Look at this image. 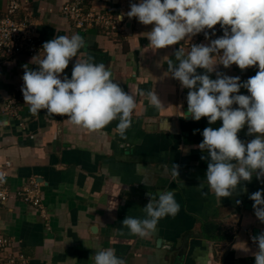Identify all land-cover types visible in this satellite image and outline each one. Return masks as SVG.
<instances>
[{"label": "crops", "instance_id": "1", "mask_svg": "<svg viewBox=\"0 0 264 264\" xmlns=\"http://www.w3.org/2000/svg\"><path fill=\"white\" fill-rule=\"evenodd\" d=\"M65 1L21 0L17 18H31L41 46L57 35L84 37L86 46L72 58L61 79L71 78L76 59L91 55L96 63H103L111 79L135 98L131 127L121 135L119 121L114 120L93 132L71 124L66 116L44 110L32 114L23 99L22 76L25 65L37 69L44 52L36 58L18 54L0 62V167L5 162L11 165L6 178L11 193L0 210V233L13 242L27 264H94L96 252L108 248L126 264H255L251 237L264 232V223L256 218L249 196L264 190V179L254 174L232 197L221 200L208 189V160L201 159L207 153L198 145L204 128H219L222 121L209 125L206 117L195 121L188 116V89L168 73L167 61H175L179 48L187 54L193 37L155 50L147 39L153 25L136 18H131L128 31L113 35L76 29L59 14ZM106 2L109 12L119 17L139 0ZM4 5L0 0V10ZM128 19L124 15L123 29ZM214 60L218 63L219 56ZM216 71L244 82L258 66L241 70L235 64L229 68L218 64ZM209 75L216 78L215 72ZM141 90L157 92L164 107L151 106ZM239 94L249 95L244 88ZM12 100L16 116L5 112ZM247 132L245 125L238 133L245 143L255 138ZM173 164L179 166L178 177L172 174ZM30 178L40 185L41 209L14 195V189ZM200 183L204 187L197 189ZM161 191L175 193L180 211L174 218L160 219L156 231L144 238L122 229L126 216L145 217L147 192Z\"/></svg>", "mask_w": 264, "mask_h": 264}, {"label": "clouds", "instance_id": "2", "mask_svg": "<svg viewBox=\"0 0 264 264\" xmlns=\"http://www.w3.org/2000/svg\"><path fill=\"white\" fill-rule=\"evenodd\" d=\"M124 15L143 25H153L147 39L155 50L204 33L208 44H192L187 54L179 48L174 53L175 61L169 59L167 64L171 77L188 89L187 115L195 121L206 117L209 125L222 121L219 128H204L203 141L198 145L207 153L201 159L208 160L205 179L208 189L221 200L232 197L238 186L243 181L250 182L254 174L258 180L264 179V0H139L131 3L130 11L120 15L119 20ZM217 24L224 34L211 39L205 29L212 30ZM85 46L84 37L78 33L71 37L57 35L43 43L44 57L37 69L24 66L21 88L24 102L32 114L44 110L48 115L66 116L71 124L93 132L118 120L117 128L123 135L131 127L136 101L111 79L112 73L103 63H96L91 55L84 60L76 59L71 78L65 75L61 79L69 62ZM216 56L218 63L214 60ZM218 64L225 68L235 64L241 70L258 66V71L241 82L238 76L217 72ZM213 72L215 79L209 75ZM241 88L247 89L249 95L239 94ZM139 94L147 95L156 109L164 107L157 92L141 90ZM245 125L248 135L255 134L247 143L238 137ZM164 126L170 130L168 121ZM178 168L173 164L172 174L177 177ZM203 187L200 183L197 189ZM147 196L149 201L142 208L145 217L126 216L121 222L122 229L127 228L129 234L141 238L155 232L160 219L174 218L180 211L174 192H147ZM249 199L254 201L256 218L264 223V190L252 193ZM251 239L256 245L255 264H264V232ZM94 264H126V261L108 248L96 252Z\"/></svg>", "mask_w": 264, "mask_h": 264}, {"label": "built area", "instance_id": "3", "mask_svg": "<svg viewBox=\"0 0 264 264\" xmlns=\"http://www.w3.org/2000/svg\"><path fill=\"white\" fill-rule=\"evenodd\" d=\"M5 2L4 8L0 10V62L18 55L24 54L31 58L39 57L43 54V49L39 43L33 21L30 17L17 18L21 6V0H1ZM106 0H67L60 9L59 14L66 19L74 28L98 29L106 34L123 33V20L109 12ZM211 39L220 37L223 29L217 24L214 29L208 30ZM215 35H212V32ZM206 40L203 32L193 36L190 43L200 44ZM15 102L10 101L5 112L16 116L12 107ZM10 163L5 162L0 167V210L7 203L10 190L6 182ZM15 197L21 202L34 208L41 209L42 196L40 185L35 178L14 189ZM0 264H27V259L14 249L13 242L0 233Z\"/></svg>", "mask_w": 264, "mask_h": 264}, {"label": "water", "instance_id": "4", "mask_svg": "<svg viewBox=\"0 0 264 264\" xmlns=\"http://www.w3.org/2000/svg\"><path fill=\"white\" fill-rule=\"evenodd\" d=\"M130 25H131V19L126 20L124 23V30L128 31L130 28Z\"/></svg>", "mask_w": 264, "mask_h": 264}]
</instances>
